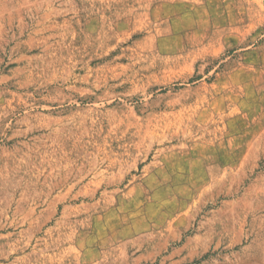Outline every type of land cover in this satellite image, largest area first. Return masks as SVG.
Listing matches in <instances>:
<instances>
[{
	"label": "rangeland",
	"instance_id": "374dc122",
	"mask_svg": "<svg viewBox=\"0 0 264 264\" xmlns=\"http://www.w3.org/2000/svg\"><path fill=\"white\" fill-rule=\"evenodd\" d=\"M0 264H264V0H0Z\"/></svg>",
	"mask_w": 264,
	"mask_h": 264
}]
</instances>
